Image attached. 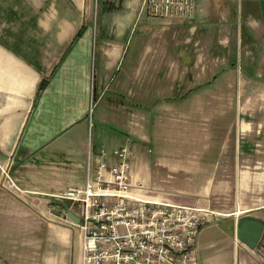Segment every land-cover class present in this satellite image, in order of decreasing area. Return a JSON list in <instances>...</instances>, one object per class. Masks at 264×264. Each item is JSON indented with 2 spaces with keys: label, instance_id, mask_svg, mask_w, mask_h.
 Wrapping results in <instances>:
<instances>
[{
  "label": "crops",
  "instance_id": "0c3cea01",
  "mask_svg": "<svg viewBox=\"0 0 264 264\" xmlns=\"http://www.w3.org/2000/svg\"><path fill=\"white\" fill-rule=\"evenodd\" d=\"M140 4L0 0V264H80V238L64 221L66 202L55 196L83 186L89 147L112 152L124 144L134 152V186L150 179L160 183L155 200L215 214L197 235L199 264H264V231L254 250L235 239L237 218L264 215V0H199L186 23L189 72L212 77L202 62L218 51L224 60L236 53L235 84L215 90L234 88L221 108L233 110L235 133L214 163L162 152L152 171L132 141L146 139L140 128L147 122L139 113L134 123L132 83L140 86L136 94L148 93L150 60L159 61V107L183 114L182 101L194 104L200 87L226 82L229 72L184 89L181 55L168 51V41L166 53L152 55L148 39L151 31H172L174 42L186 24L143 15ZM184 90L187 99L166 97ZM3 171L18 190L4 184Z\"/></svg>",
  "mask_w": 264,
  "mask_h": 264
},
{
  "label": "built area",
  "instance_id": "2783aa9c",
  "mask_svg": "<svg viewBox=\"0 0 264 264\" xmlns=\"http://www.w3.org/2000/svg\"><path fill=\"white\" fill-rule=\"evenodd\" d=\"M197 0H141L140 13L174 23L189 22ZM130 145L112 152L89 147L82 187L55 196L79 223L64 221L80 235V264H199L195 244L215 214L207 209L142 198L131 182ZM4 184L15 189L3 171Z\"/></svg>",
  "mask_w": 264,
  "mask_h": 264
},
{
  "label": "rangeland",
  "instance_id": "374dc122",
  "mask_svg": "<svg viewBox=\"0 0 264 264\" xmlns=\"http://www.w3.org/2000/svg\"><path fill=\"white\" fill-rule=\"evenodd\" d=\"M198 3L199 0H197V6ZM158 32V30L151 31V36L148 39L150 54L156 55L166 53V42L168 41V43H170L168 51L181 55V81L184 89L190 87V84L196 83L195 86H205L211 79L212 81L214 80L212 77L217 76L218 78L224 72H229L226 76L228 80L224 83L220 81L217 86L213 85L207 88L200 87L196 96L193 97V101H195L194 104L188 105L187 100L181 102L185 103L187 108H181L180 112L183 114H180L179 112L159 107L160 99L163 94L161 92L163 87L161 78L162 70L159 67L160 62L151 59L150 70L147 76L146 90L148 93H143V97H141L140 94H136L135 91H140V86L133 82V96L127 98L130 100L129 103L133 106L132 114L134 115V123L139 122V113L147 119V122L143 123L141 128L139 127L143 130V133H146V139L140 142L136 140L135 136H132V141H137L140 147L137 157L140 158L141 163L148 164L151 171V163L158 158V155L162 152H170L171 154L191 160L211 161L214 163L220 159L218 155L219 152H221L223 140L228 136H233V133H235V125H233L235 116L233 110L221 108V102L224 105V103H226V97L230 100H233L235 97V93L232 91L234 88L230 87L228 92L223 93L220 91L215 92V90L221 85L225 88L227 84L229 86L235 84L237 70L235 68H237L239 62L236 53H234L233 57H228L227 60H224L220 59L218 51L217 55L213 54L212 60L208 58L207 61L202 62V66H205L207 70L206 72L212 69L213 73L212 77L203 79L205 73H200L197 77L194 72H189V67H192L193 64H190L187 57L193 49L188 43L189 33L187 24L181 26L178 34L175 33L176 37L174 42L172 39L174 33L172 31H169L166 36H162ZM216 56L219 57V59H216ZM220 95L222 99L219 97ZM166 97H181L182 99L185 97L187 99L188 95L185 90L177 94L171 91ZM190 102H192V99ZM134 110H137L138 113H134ZM188 122H190L192 126L183 125ZM173 123H175V125H172ZM168 129L170 130L169 132L167 131ZM131 149L133 148L131 147ZM131 164L132 162L130 163V174ZM158 186H155L152 180L149 179L142 184L140 192H142L143 197L155 200L157 196L156 193L159 192ZM167 192H171V190H167L166 193ZM260 217L262 218L261 220L264 221V215ZM222 225L225 224L222 223ZM76 232V236L78 235L80 238L77 229ZM263 244L264 241L260 245ZM257 249L261 252V247H257ZM72 251H74V249H72Z\"/></svg>",
  "mask_w": 264,
  "mask_h": 264
},
{
  "label": "water",
  "instance_id": "95a60500",
  "mask_svg": "<svg viewBox=\"0 0 264 264\" xmlns=\"http://www.w3.org/2000/svg\"><path fill=\"white\" fill-rule=\"evenodd\" d=\"M67 218L73 223H79L71 213H67ZM264 231V221L244 215L235 221V239L250 250H254L262 237Z\"/></svg>",
  "mask_w": 264,
  "mask_h": 264
},
{
  "label": "trees",
  "instance_id": "16d2710c",
  "mask_svg": "<svg viewBox=\"0 0 264 264\" xmlns=\"http://www.w3.org/2000/svg\"><path fill=\"white\" fill-rule=\"evenodd\" d=\"M81 31L77 34V36H80ZM46 86V80H43L39 85V90H42Z\"/></svg>",
  "mask_w": 264,
  "mask_h": 264
}]
</instances>
